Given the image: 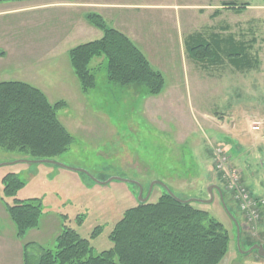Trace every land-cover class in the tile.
Returning a JSON list of instances; mask_svg holds the SVG:
<instances>
[{"label": "rangeland", "instance_id": "374dc122", "mask_svg": "<svg viewBox=\"0 0 264 264\" xmlns=\"http://www.w3.org/2000/svg\"><path fill=\"white\" fill-rule=\"evenodd\" d=\"M135 1L162 8H120V24L115 22L114 26L128 34L151 68L162 74L164 89L158 96L149 97L144 87L134 90L110 84L103 57L94 58L89 64L95 87L82 92L65 49L60 46L48 53L53 44L38 41V35L31 39L20 36L26 47L16 49L25 50L27 55L19 58L25 61L15 65L18 69H9L8 59L2 63L5 69H0V82H25L40 90L51 104L65 103L57 116L73 141L65 153L53 160L65 168L43 163L13 164L23 160L21 155L0 149V261H12L15 257L11 227L18 241L4 205L11 200L4 197L2 180L11 173L25 185L15 198L40 199L43 206L38 229L27 231L17 244L23 250L24 245L34 243L27 254L33 255L37 246L53 250L62 224L88 239L95 253L109 250V228L124 211L138 203L136 186L118 181L98 183L119 178L140 183L144 196L152 183L161 182L177 198L200 202L209 200L208 185H218L227 210L239 223L240 250L236 247L235 227L217 192L213 191L211 203L193 202L192 206L206 212L228 236L227 253L220 264H264V258L256 251L241 253L253 245L264 248V208L254 230L248 231L243 215L237 204L229 200L224 182L217 179L214 168L216 149L225 147L229 156L227 167L240 173V185L253 197L264 200V3L120 0L125 4ZM222 2L246 3L248 7L237 14L236 10L220 8ZM176 5L183 8H165ZM5 8L11 7L0 6V10ZM50 14L49 11L31 14L28 24L29 14L0 15V33H28L35 23L34 27L46 31ZM176 15L185 18L178 34L171 29ZM105 22L112 26L110 21ZM144 27L148 28L146 34L141 32ZM192 32L203 38L209 32L232 34L249 47L248 59L257 61L256 68L236 72L227 63L202 67L205 64L188 58L183 47L184 37ZM90 40L98 39L91 35L69 46L73 44L74 48ZM28 44L32 55H28ZM240 92L241 96L235 97ZM228 95L232 98H227ZM255 126L260 129L254 130ZM160 193L161 187L154 185L148 202H155ZM77 217L82 220L80 226L76 225ZM96 226L103 227L104 232L90 240Z\"/></svg>", "mask_w": 264, "mask_h": 264}, {"label": "trees", "instance_id": "16d2710c", "mask_svg": "<svg viewBox=\"0 0 264 264\" xmlns=\"http://www.w3.org/2000/svg\"><path fill=\"white\" fill-rule=\"evenodd\" d=\"M220 6L239 14L248 4L222 2ZM86 19L101 31L102 37L68 52L70 66L82 92L87 93L95 87L89 64L94 58L103 57L110 84L134 90L144 87L149 97L158 96L164 89L163 76L151 68L137 45L121 31L109 27L101 16L88 14ZM183 45L188 58L205 64L202 67L227 63L234 71L243 72L258 64L248 59L249 47L232 34H212L203 38L193 33L184 38ZM64 107V102L51 104L40 90L26 83H0V149L17 153L27 161L55 160L73 141L57 116ZM216 175L223 181L221 174ZM2 184L4 197L11 200L4 204L6 213L17 239L22 240L27 231L38 229L42 201L15 198L25 185L14 174L5 175ZM222 195L224 199L223 191ZM75 221L77 226L82 224L80 217ZM102 232L103 227H94L90 240ZM107 235L111 248L95 253L88 239L62 224L53 250L37 246L35 253L30 255L28 249L35 244L23 246V264H220L228 245V236L220 224L210 219L206 212L195 209L192 203L174 201L162 188L155 202L137 203L124 211Z\"/></svg>", "mask_w": 264, "mask_h": 264}, {"label": "crops", "instance_id": "0c3cea01", "mask_svg": "<svg viewBox=\"0 0 264 264\" xmlns=\"http://www.w3.org/2000/svg\"><path fill=\"white\" fill-rule=\"evenodd\" d=\"M9 3H11V4L6 5ZM125 3L126 2H120V0H22V1L21 0H3V1H1L0 6L5 5L7 7H11V8H5V9L0 10L1 16H8V15L18 16V15L29 14L30 18L26 22L27 24L29 22H31V14H34V13L49 11V12H51V14H50L51 18L48 19L49 20L48 25H47L48 28L46 31L40 30L37 27H34L36 25V23H35L31 27V29L29 28L28 33L27 32L20 33V32H13V31L8 32L7 34H4V32L0 33V69L1 68L5 69L4 68L5 66L2 63L4 61H6L7 59H8V66L7 67H9V69H11V67L13 69H18L17 66H15V65H17V63H20V62L22 63L25 61V60H19L20 57L27 55L25 50L16 49V48L24 49L23 46L26 47V44L23 43L22 40H20V36H23L27 39H31V38H36L35 36L38 35V37H37L38 41L48 40L49 42H51V44H53L48 53H52L53 51H55L56 48L61 46L65 49V53L68 55L69 50H71L73 48V46H72L73 44L71 46H69L72 42H74V41L77 42L78 40H79V42H80V40L84 41V40L88 39V37L91 35H93V37H97L98 40L102 37L101 31L92 27L88 23V21L86 19L88 14H96V15L101 16L104 19V21H105V19L107 22L110 21L111 25L115 29L119 30L118 26H116V27L114 26V23L116 22L117 25L120 24V21L118 18L119 15L121 14L120 13L121 11L119 10L120 8L121 9H123V8L124 9L125 8L149 9V8H153V7L154 8H162V7H157V6L151 5V4H139L136 1L132 2V3H127V4H125ZM165 8H183V6H180V7L177 5L175 7L166 6ZM220 8H222V7H220ZM216 10H218V9H216ZM122 12H124V11H122ZM108 15H110V18L108 17ZM172 22L174 24V27L171 29L174 30V33L178 34L181 31L180 23L183 22L185 24V18H180L178 15H176V17L173 18ZM61 26H62V29H61ZM147 29L148 28L144 27V29L141 30V32H145L144 34H146V32H148ZM51 30H52V32H49ZM193 33H195V32H192V34ZM124 34L128 37V34H126V33H124ZM144 34H142V35H144ZM206 34L212 35V34H219V33L209 32ZM189 35H191V34H189ZM220 35H222V34L220 33ZM15 36H18V38L15 39ZM92 39H94V38H92ZM8 40H14V41H18V42H16V43L15 42H7ZM92 41H95V40H90L89 42H92ZM86 43H88V42H86ZM83 44H85V43H83ZM183 47H184V45H183ZM29 48H30V44H28V49H27L28 55L34 54L33 50H30ZM66 48H67V50H66ZM42 55H43V53H42ZM230 70H233V69L230 67ZM0 78H1V76H0ZM2 79H5V78H2ZM0 83H2V82H0ZM23 83H25V82H23ZM241 93L242 92L236 93L237 96H235V97H240ZM227 98L231 99L232 97L230 95H228ZM232 119H233V116H232ZM232 121H233V123L236 122L235 119H233ZM258 124H260V123H258ZM227 134H229V135L231 134L229 130H227ZM223 148L227 153V149H225V147H223ZM216 177H217V175H216ZM214 185H216V184H214ZM209 186L210 185H208L207 187H209ZM213 191H215V190H213ZM215 192H217V191H215ZM228 195H229L228 196L229 200L231 202H233L231 195L229 193H228ZM213 198H214V195H213ZM258 198L263 200L262 197H258ZM28 199H30V198H28ZM233 203L235 204V202H233ZM11 234H12L11 242L13 243L15 257H14V259H12V261H9L7 259H2L0 261V264H22V258H23L22 257V253H23L22 246L17 245L18 242H21V241L15 240L14 229L12 227H11ZM1 236H2V234H0V237Z\"/></svg>", "mask_w": 264, "mask_h": 264}, {"label": "built area", "instance_id": "2783aa9c", "mask_svg": "<svg viewBox=\"0 0 264 264\" xmlns=\"http://www.w3.org/2000/svg\"><path fill=\"white\" fill-rule=\"evenodd\" d=\"M254 130L257 128L254 127ZM215 168L220 172L221 178L226 183V188L233 194L234 200L238 203V210L244 215L248 231H253L258 221L260 210L264 202L253 198L242 185H240L239 172L227 167V157L221 148L215 151Z\"/></svg>", "mask_w": 264, "mask_h": 264}, {"label": "water", "instance_id": "95a60500", "mask_svg": "<svg viewBox=\"0 0 264 264\" xmlns=\"http://www.w3.org/2000/svg\"><path fill=\"white\" fill-rule=\"evenodd\" d=\"M18 162H23V163H43V164H52V165H57V166H60V167H63L59 164H57L56 162L54 161H27V160H19V161H15L13 164H17ZM5 165H8V164H5ZM65 168V167H63ZM70 171L72 172H76V173H83L82 171H79V170H73V169H70ZM96 183L98 182L97 180H94ZM111 181H118V182H122V183H125V184H131V185H134L138 188V194H137V202L138 203H146L149 196H150V193H151V189L154 185L156 186H159L161 187L174 201L178 202V203H182V204H191L193 202H197V203H204V204H208V203H211L212 200H213V190L217 191L218 195H219V198H220V201L223 205V208H224V211L225 213H227V215L230 217V219L232 220L233 222V225L235 227V230H236V247L238 248V250H240V245H239V237H240V228H239V225L237 223V221L235 220V218L229 213V211L227 210V207L225 206L224 202H223V196H222V192L220 190L219 187L215 186V185H210L209 187H207V193H209V200L208 201H199L197 199H187V200H181L179 198H177L169 189L167 186H165L163 183L161 182H154L150 185V187L148 188V191L146 193V195L143 197V188L142 186L138 183V182H135V181H132V180H123V179H119V178H109L107 181L105 182H98L99 184H106L108 182H111ZM253 251H256L258 256L264 258V248L263 246H260V245H253L247 252H241L242 254H248L250 252H253Z\"/></svg>", "mask_w": 264, "mask_h": 264}]
</instances>
